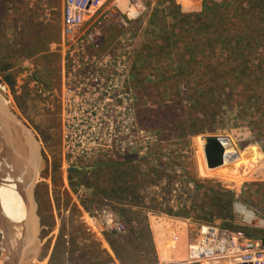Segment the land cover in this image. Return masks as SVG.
<instances>
[{"label": "rangeland", "instance_id": "obj_1", "mask_svg": "<svg viewBox=\"0 0 264 264\" xmlns=\"http://www.w3.org/2000/svg\"><path fill=\"white\" fill-rule=\"evenodd\" d=\"M69 1L0 0V60L19 58L12 70L13 87L0 75V179L4 177L3 183L13 196L11 205L0 210V219L6 221L8 216L6 223L12 229L7 243L0 239V264H112V256L120 264H153L158 258L169 262L184 252L187 238L175 241L177 249L170 251L164 246L171 239L165 232L178 229L195 233L198 221L264 236V131L260 130L264 128V106L256 111L252 101L251 109L247 107L244 113L236 107L245 104L252 87L264 92V82L257 80L260 72H256L249 87L240 85L234 96L221 97L219 117L202 120L213 124V132L182 134L181 123L189 130V115L177 117L162 106L180 103L187 110L193 104L189 91L183 93L187 81H181L179 97L173 98L176 89L170 79L178 60L185 66L189 80V38L196 33L191 23L189 26V18L182 15L200 12L204 2L223 0H101L100 9L89 22L100 23L97 27L105 37L103 48L114 47L123 35L133 38L131 80L138 95L144 93L136 115L138 127L146 133V150L144 158L132 157L128 163L78 162L83 169H77L80 173L64 163L63 124L56 98L62 60L52 46L62 38ZM77 1L85 4L88 0ZM181 5L189 10L202 8L185 13ZM211 21L217 23L214 18ZM205 23L201 35L208 31ZM40 31L47 42L43 54L27 58L17 52L21 41H34ZM169 38L176 39L180 48L165 47ZM151 48L156 50L154 61L158 63L151 69L137 65L136 61L147 57ZM115 128L117 131L121 126ZM7 131H11L9 137L3 134ZM204 135L226 137L230 153L236 156L234 161L208 169ZM9 144L17 156L20 153V160H14L11 153L4 155ZM175 165L180 171L175 176L182 183L183 207L178 208H174L176 202L170 203L172 188L163 187L170 177L167 168ZM1 168L6 176L1 177ZM194 182L206 183L209 190L215 191L205 192L207 196L202 197L197 194L200 186L196 188ZM25 183H29L26 193L21 192ZM155 185L161 188L154 191ZM32 193L39 221L38 248L33 240ZM106 203H112L126 222L124 234L97 232L89 219V214ZM193 207L195 211H191Z\"/></svg>", "mask_w": 264, "mask_h": 264}, {"label": "built area", "instance_id": "obj_2", "mask_svg": "<svg viewBox=\"0 0 264 264\" xmlns=\"http://www.w3.org/2000/svg\"><path fill=\"white\" fill-rule=\"evenodd\" d=\"M101 5V0L85 4L69 1L62 38L52 44L62 60L56 98L63 124L64 163L69 168L80 169L78 162L86 160L120 163L145 156L146 133L138 127L139 95L131 80L133 38L123 35L114 47L103 48L105 37L97 27L100 23L89 22ZM115 126L121 128L116 131ZM167 173L170 177L163 187L172 188L170 203H177L174 208L183 207L182 183L175 176L180 173L178 166L167 168ZM159 188L153 186L154 191ZM89 219L102 234L127 231L112 203L95 209ZM196 229L195 233L187 232V246L178 258L169 262L158 258L156 264H264V236L200 221ZM165 236L171 239L164 246L176 250L175 232H165ZM112 259V264H120Z\"/></svg>", "mask_w": 264, "mask_h": 264}, {"label": "trees", "instance_id": "obj_3", "mask_svg": "<svg viewBox=\"0 0 264 264\" xmlns=\"http://www.w3.org/2000/svg\"><path fill=\"white\" fill-rule=\"evenodd\" d=\"M182 17L189 18V26L191 23V28L196 33L195 36L189 38V66L187 64L189 80H187L184 71L185 66L182 61L178 62V60L173 64V66L175 65L172 68L174 75L170 79L174 81L172 88L176 89L173 98L179 97L181 81H187V89L183 93L187 94L189 91L193 104L187 110L183 109L180 103H175L173 106H166V104L162 106L163 109L177 117L189 115V130L183 128L180 122L182 134L213 132L215 131L213 124L207 123V121L216 119L222 114L218 102L223 95L234 96L240 85L245 88L249 87L256 72L261 74V80H257L264 82V0L204 2L200 12L182 15ZM211 18L216 19L217 23L214 24ZM205 20L208 23V31L201 35L206 29ZM42 33L41 31L40 35L37 33L34 41H21L19 43L21 49L17 52H21V55L27 58L43 54L46 51L47 42L43 39ZM171 39L167 40L166 44L169 45L165 47H171V50L179 49L180 45L177 40ZM154 52H156L155 48H151L149 55L141 56L136 64L151 69L153 64L158 63L154 61ZM220 52L225 55H221ZM18 60V57H6L0 60V75L12 87L15 85V76L12 70L18 66ZM163 86L166 85L163 84ZM250 91L252 95L245 101V104L236 106L242 113L251 109L252 101L255 102L254 110L256 111H258L257 107L264 106V92H256L253 87ZM139 96V100H141L144 93L139 92ZM248 104L249 106H247ZM179 111L180 113H178ZM204 119L207 121H202ZM250 125L252 126V123ZM145 127L151 126L146 125ZM260 130L264 131V128L260 127ZM230 145H234V143ZM198 147L197 144L196 148ZM73 170L79 172L75 168ZM194 183L196 188L200 186L197 189V194L202 197L207 196L205 192L215 191L213 188L209 190L210 187L206 183H201V185ZM195 210L196 207H193L191 211ZM193 214L196 216L195 213ZM196 217L198 218V216ZM120 262L123 263V260Z\"/></svg>", "mask_w": 264, "mask_h": 264}, {"label": "water", "instance_id": "obj_4", "mask_svg": "<svg viewBox=\"0 0 264 264\" xmlns=\"http://www.w3.org/2000/svg\"><path fill=\"white\" fill-rule=\"evenodd\" d=\"M202 139L204 142V154L208 169L212 170L219 168L221 166H224L226 162H232L236 158L235 154L233 155L230 153L227 143L225 142L226 137L217 136V135H204ZM79 170H83V169L80 168ZM29 200L31 201L33 206V220H34L33 240L34 243L36 242L35 248H38L39 221L35 214L36 204L33 197V193L30 195Z\"/></svg>", "mask_w": 264, "mask_h": 264}, {"label": "flooded vegetation", "instance_id": "obj_5", "mask_svg": "<svg viewBox=\"0 0 264 264\" xmlns=\"http://www.w3.org/2000/svg\"><path fill=\"white\" fill-rule=\"evenodd\" d=\"M9 127H10V124H9ZM13 130V129H12ZM8 133H3V134H5V136L6 135H8V137H9V134L11 133V131H7ZM0 138L2 139V135L0 134ZM7 137V136H6ZM12 144V143H11ZM12 147H13V145H11L10 146V144H9V149L8 150H6V152L4 153V149L2 148L1 150L3 151V153H4V155L5 156H9V155H11L12 154V156H13V159L15 160L16 158L18 159V160H20L19 159V157H21V155H20V153L18 154V156H17V151H13V149H12ZM9 153H11V154H9ZM15 153V154H14ZM0 157L1 158H3L2 157V155H0ZM16 157V158H15ZM13 160V161H14ZM1 171L3 172L4 171V169H2L1 168ZM4 172H6V171H4ZM4 192V191H3ZM2 191H0V198H1V195H3V198L4 197H8L7 196V194H5V193H3ZM6 195V196H5ZM1 204V203H0ZM8 205V206H7ZM11 205V201L9 200L7 203H6V205H4L3 204V209H4V207L5 206H7V207H9ZM7 207L5 208V209H7ZM2 208V207H1ZM1 208H0V210H1ZM3 209L1 210V211H3ZM2 213V212H1ZM11 214V212H10V210H8L7 211V214ZM8 217V216H7ZM7 217H6V221H7ZM1 220V219H0ZM6 221H4L3 220V222H2V220H1V225H3L2 227L3 228H1L0 229V239H1V241H5V243H7V235H8V232H12V229L10 230L9 229V227L7 226V223H6ZM1 246H2V242H1V244H0Z\"/></svg>", "mask_w": 264, "mask_h": 264}, {"label": "bare ground", "instance_id": "obj_6", "mask_svg": "<svg viewBox=\"0 0 264 264\" xmlns=\"http://www.w3.org/2000/svg\"><path fill=\"white\" fill-rule=\"evenodd\" d=\"M23 163H24V162H23ZM2 174H3V175H1V177H2V176H6V174H5L4 171L2 172ZM23 177H24V176H23ZM2 178L4 179V177H2ZM2 178H1V179H2ZM28 178H29V177H28ZM1 179H0V191H1V189H3V191H4L3 193H5V190H7V193H5V194H7V196H8V197H4V198H3V195H1V198H0V203H1V204H0V208L2 207V208H1V210H2V209H3V204L6 205V203H7L9 200H10L11 202H13L12 199H11L13 196H12V194H11V191L8 190V189H6V188H7V185H6L5 183H3L4 181H3V179H2V180H1ZM6 179H7V178H6ZM28 184H29V183H28ZM28 184L25 183V186H24V188H23L24 191L22 190L21 192H25V193L27 192ZM11 190H12V189H11ZM19 191H20V190H19ZM12 192H13V191H12ZM14 192H15V191H14ZM14 192H13V193H14ZM25 193H24V194H25ZM19 194H20V192H19ZM19 194H18V196H19ZM22 195H23V194H22ZM5 196H6V195H5ZM22 197H23V196H22ZM14 199H15V198H14ZM15 204H16V203H15ZM24 206H25V208H23V209H24L25 212H26L27 207H26L25 204H24ZM21 210H22V209H21ZM24 210H23V211H24ZM23 211H21V212H23ZM25 212H24V213H25ZM21 216H23V214L20 215V217H21ZM15 219H16L17 221H20V220L17 218V216L15 217ZM16 220H15V222H16ZM25 221H26V220H25ZM17 223H18V222H17ZM17 223H16V224H17ZM18 244H19V242L16 244V249L18 248Z\"/></svg>", "mask_w": 264, "mask_h": 264}, {"label": "crops", "instance_id": "obj_7", "mask_svg": "<svg viewBox=\"0 0 264 264\" xmlns=\"http://www.w3.org/2000/svg\"><path fill=\"white\" fill-rule=\"evenodd\" d=\"M202 8V6L200 8H198L197 10L196 9H192V10H189V9H186L184 8L183 5H181V11L182 12H185V13H188V12H193V11H198ZM158 216H153V218H156ZM159 218V217H158ZM187 223L189 220H185ZM152 231L154 232L153 228H151ZM177 230V231H176ZM176 230H173V232H175V236H176V240L178 241V243L181 241V240H184V238L186 237L187 238V232H182V231H178V229ZM185 233V234H184ZM158 262V261H157ZM157 262L153 263V264H156ZM152 264V263H151Z\"/></svg>", "mask_w": 264, "mask_h": 264}]
</instances>
